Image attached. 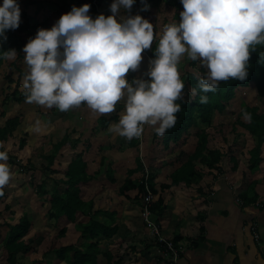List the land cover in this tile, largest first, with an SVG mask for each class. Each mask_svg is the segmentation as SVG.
<instances>
[{"label":"clouds","instance_id":"obj_1","mask_svg":"<svg viewBox=\"0 0 264 264\" xmlns=\"http://www.w3.org/2000/svg\"><path fill=\"white\" fill-rule=\"evenodd\" d=\"M135 2L112 0L111 14L95 18L89 14L90 4L73 5L50 28H39L23 45L27 67L21 88L26 101L60 111L86 104L97 114L123 103L109 131L130 140L141 137L147 124L163 135L181 108L182 58L199 60L206 69L198 87L207 93L220 81L245 80L253 46L264 45V0H180L178 22L163 25L158 34L139 13L118 16ZM20 13L18 0L0 2V38L19 26ZM157 35L155 55L144 74L148 78L134 76L130 81L126 74L140 68L143 51ZM16 56L15 48L3 51L6 59ZM200 102L207 103L208 96L202 95ZM244 118L251 119L246 110ZM8 158L0 141V195L13 175Z\"/></svg>","mask_w":264,"mask_h":264},{"label":"trees","instance_id":"obj_2","mask_svg":"<svg viewBox=\"0 0 264 264\" xmlns=\"http://www.w3.org/2000/svg\"><path fill=\"white\" fill-rule=\"evenodd\" d=\"M105 1L106 0H96V2L93 3V0H74L78 6L84 3L90 4L89 14L93 18L100 13H104L105 15L107 12L111 13L106 10L108 6H105ZM154 1L156 0H136L133 5L136 6L137 13L144 18H147L150 16L149 12L151 4ZM159 1L163 3L165 7L173 10V17H175L174 21L178 22L180 18L179 13L183 8L180 0ZM61 2L64 4L63 0H61ZM145 4L148 5L147 8L144 7ZM41 10L43 9L39 8V11ZM63 11L64 10H62V12ZM20 21L22 22V26H18L15 31L13 29L6 30L7 38H0V62L5 59L3 57V51L10 48H15L17 54L21 51L23 44L21 37L22 33L28 31L30 28L34 30L38 29L41 26L40 24L43 23V21L34 22L30 25V22L32 21L31 17L25 14V11L20 13ZM157 43L158 38L153 41L152 47L149 48V60L155 55L154 50ZM18 60L19 58L16 56L15 60L10 62L9 65L13 68V71L6 74L3 73L1 80L12 82V75L15 72L24 75L23 72L17 69ZM198 64H200L199 60L190 59L185 66H189L191 69L187 72L182 70L183 73L181 74V79L184 81L185 86L181 98L177 101V103L181 105V108L176 113L177 119L174 126L169 128L163 135H157L153 130L151 136V140L157 141L165 149L168 148L170 144L177 145L183 135L193 127L197 129L195 132L196 143L193 151L186 155V159L183 163L179 166H174V169H172V172L170 173L169 184H161L159 189L155 188L154 179L151 175H148L146 180L144 174H142L141 178H130L138 171V169L139 173H144V167L139 157L135 158L136 168L127 171L128 178H126L118 187V194L120 196L124 197L126 200L132 201L138 206L148 193L154 195V200L149 207L153 219L155 216L158 217L162 214V211L164 210V198L162 197V193L167 192L172 186H198L204 176V173L202 172L204 169L216 172L222 171V152L219 148L208 147L209 133L205 129H200V125L203 124L209 126L212 122L213 113L215 111L218 112V114H225L229 101L232 100L235 95V88L248 87L250 83H252L254 94L259 99V103L258 105L240 104L238 114L236 115V121L231 124L230 129L232 134H236L234 136L237 138L241 136L237 134V132L240 131H237V129L240 128L252 139V145L250 147L241 144V147L239 148V151H245L248 156L246 160V169L250 171V173L257 171L260 163L264 160V108L262 107L263 105H260V102L264 100V45L253 46L248 61V76L245 80L229 79L226 81H220L219 86L215 91L205 93L199 89L198 81L206 71L203 66L195 68ZM6 86H9V84L6 85V83H4L0 86V95H3L4 97L1 105L6 104V102L11 99L16 104L26 101L23 90L18 89V82H16V88L11 91L10 96H7L8 94L4 92L7 88ZM190 89L192 91L193 89H196L195 93L190 92ZM202 95L208 96L207 103L200 102V97ZM245 110L251 114L250 120L244 118ZM116 113L117 112L112 113L109 118L101 117L98 121L100 130L108 128L112 121L116 122L119 120ZM0 118H5V113L2 110L0 111ZM20 123L21 117L19 115L7 119L2 125L0 124V141H2L3 144L8 143L9 147L10 144L13 143L12 145L16 148L13 152H10V148L7 149L9 157L7 161L8 164L14 163V159L20 155L19 153L21 149L25 146L23 136L19 137V140L13 136L14 132L18 130ZM25 135L27 134L25 133ZM64 136L62 137L63 139L61 138L54 144L53 154L43 155V158L48 161L47 166L53 163L55 153H58L62 146L68 142V137ZM137 141L138 138H133L132 141L128 142L127 146L131 147ZM229 154L232 162L229 171L234 173L240 163L238 160L239 158L233 153L229 152ZM146 160L149 161L148 158H146ZM198 164L200 166H198ZM99 167L100 168L96 172L88 174L86 171V163L82 160L81 154H78L71 160V162H69L62 173L60 180L53 182L54 185L50 189H47L46 181H42L36 186L38 194L41 193L44 197L49 195L47 200L49 205L47 217L56 221L64 218V221L66 222L75 223V229L80 238V240L74 244L60 246L59 248L43 252V257L55 256L59 262L64 264H98V256L101 253L100 242L102 240L110 239L117 231V218L114 211L109 209H98L93 211V202H86L81 198L82 187L87 185L90 181L108 180L111 183L114 182L112 170L109 169L104 157L101 158ZM254 189L255 184L251 182L248 189L240 196L242 205L248 206L256 201L257 194ZM250 192H253V194H249ZM132 193L134 195H131ZM6 195L7 193L4 186L3 195H0V201L4 198L3 201L5 206L3 210L10 211L12 215L14 213L12 210L13 207H10L9 203L6 202ZM1 213L0 210V216ZM79 214H81L85 220L81 219L78 221L77 218ZM16 218H18L17 221L13 219L16 222L15 224H7L8 231L2 238L1 247L3 251H5V264H19L18 255L21 252H25L27 247L30 246L31 243H34L31 238L23 240L31 228V221L26 217V213L22 212L20 217ZM0 226H2V224H0ZM65 232L66 229L63 228L60 230L59 235L62 236ZM180 239L181 237L178 235L172 240L177 242L180 241ZM154 245H156V242H153L152 240V246ZM116 247L119 251V256L122 258L124 257L127 248H132L131 246L128 247L125 245L121 247L119 243L116 244ZM111 253L113 254L109 245L108 251L104 252L102 255L106 258V260H104L105 264H109L110 262L121 264L123 262L122 258H119V256H116L118 257L116 258ZM32 264H42V260L36 259Z\"/></svg>","mask_w":264,"mask_h":264},{"label":"rangeland","instance_id":"obj_3","mask_svg":"<svg viewBox=\"0 0 264 264\" xmlns=\"http://www.w3.org/2000/svg\"><path fill=\"white\" fill-rule=\"evenodd\" d=\"M63 1L64 4H62L61 0H48L47 1L48 5L46 6V4L43 3V6L45 7H43L42 8L43 10H41L40 12L38 11L39 8L41 7H38V5L37 7L35 6V8H33L32 6H30V8L28 9L26 8L25 14L30 13L31 15L33 9L34 10L36 9L37 11L31 17L32 21L30 22V25L33 24L34 22L43 21V23L40 24L41 27L50 28L62 13L70 11L71 7L73 5H76L74 0H63ZM105 2L107 3L110 12L109 5L111 4L112 0H106ZM62 10L64 11L62 12ZM136 13H137V8L135 5H132L131 9L122 8L118 13V16H129V15H135ZM109 14L111 13L108 12L106 13V15ZM149 15L150 16H148L146 19H148L151 23H153L154 31L157 34L160 32L163 25L174 22L175 20V17H173L174 15L173 10L169 9L168 7H165V5L161 3L159 0L154 1L151 4ZM19 24H21L19 26H22L21 21ZM13 30L15 31L16 28ZM36 32L37 31L30 28V30L22 33L21 35L23 44L21 51L17 54L19 58L17 69L23 73H25L27 67L23 57L24 55L23 45L29 40V38L34 37ZM148 51L149 49H145L142 53L144 59L141 61L140 68L137 69L135 72L129 71L127 73L128 76H133V77L144 76L149 64ZM15 58L14 59L5 58L2 62H0V81L2 79L3 73H10L13 71V68L9 64L11 61L15 60ZM189 60L190 59L187 57L182 58L179 64V71L181 74L183 73V71L187 72L191 69L189 66H185L187 64V61ZM201 66H202L201 64H198L196 65L195 68H199ZM144 78L146 77L144 76ZM12 79H13L12 82L6 83L7 85L11 84L7 86V88L5 89V92L8 94L7 96H10L11 91L14 88H16V82H18V89H22L21 83H22L23 75H20L19 72H15L12 75ZM190 92L193 91L190 89ZM258 100L259 99L254 94L252 83H250L248 87H238V88L236 87L235 95L232 98V100L229 101V104L226 107V113L218 114V112L215 111L213 113L214 115L212 117V122L210 123L209 126L203 124L200 125V129L203 130L205 129L209 133L208 147L216 148V149L219 148L222 152L221 173L213 170L210 171L208 169H204L202 171L204 173V176L200 182V185L203 182L205 183V186H203L202 188H203V192L207 193L206 197L212 198L215 196V194L213 195L211 194V192L213 193L217 192L215 186L219 185V180L222 179L223 177H224L223 179L231 183L232 191L234 192L233 194H235V199L237 200L238 198L236 197V194L239 195L240 193L243 192V191L241 192L240 189H243L244 191L248 189L249 184L246 185V182H243L241 180L240 181L242 183L240 185H237V180L240 177V174L246 168V160L248 158L245 151H239V148L241 147V144L245 145L246 147H250L252 145V139L248 134H246L240 128L237 129V131L240 130L238 131L239 133L237 132V134L241 136H239L238 138L235 137L234 135L236 134L231 133L230 127L231 124H233L236 121V115L238 114L240 104L245 103L246 105L247 104L258 105L259 103ZM9 103L10 106L7 107V109H11L13 106H15L12 113L13 116L22 112L20 105L19 107L16 106L15 102L12 99L9 101ZM5 105L6 104H3L2 107H0V111L5 107ZM260 105L261 106L263 105L262 107L264 108V100L260 102ZM79 107L81 108L82 106L80 105L78 107L70 109L69 112L71 114L69 115L80 114V112L82 111L81 109L80 111L78 110ZM123 109L124 107L122 108V111ZM115 110H117V107ZM115 110L110 113H107L106 117L114 113ZM25 112L30 113L29 108ZM94 114L97 113L93 112L91 109L89 111L84 110V115L91 117L89 121L84 122V124L86 125L85 136L76 138L75 135H72L73 138H71L70 136L68 137L69 140H73L75 142H78V140H80L79 141L80 143L78 145L77 143H75V147H77V149L80 150L84 149L86 151L93 152L92 156L87 157L88 163H90L91 160H93L92 162L97 161L95 163H98L100 162L101 158L104 157L106 164L109 166V169L112 170L114 182L111 183L108 180L101 182L93 181L92 184H90L89 182L88 185L90 184L89 186L91 192L90 195L96 196L95 203L99 205L100 203L106 204L108 202H111L110 205H114V202H117L115 204L118 205V209L120 210L121 214L124 216L120 220V224H124V225L141 224L146 228L140 216V211L142 206L141 203L138 207L132 201L125 200L124 198L118 196L117 194L118 187L122 183L123 179L126 178V175H128L126 173V170L135 168L136 165L134 159L136 157H139L142 164H145V166H148L149 164L150 168L149 169L147 168L149 175H151L152 178L154 179L155 188L159 189L161 184L169 183L168 174L170 171H172V169H174V166H179L181 163H183L186 159V155L190 154L193 151V148L196 143L195 132L197 129L193 127L190 128L188 132L183 135L182 139L178 142L177 145L170 144L168 148L164 149L160 143L151 140V136L153 134L152 133L153 126L146 124L144 126V131L142 136L138 138V141L135 142V144L129 147L127 146L128 142L132 141L133 138L130 140L126 139L123 136H120L114 132L109 131V129L105 133H99L100 135H92L91 133L92 131H90L89 128L91 126L93 119H95L96 117ZM117 117L119 119L118 115ZM3 123H4V118L3 119L0 118V124L2 125ZM26 128H29V124L27 125ZM22 136H24L23 138L25 140V146L21 149L20 155L14 159V163H9L13 175L10 179V182L7 185H5V190L7 193L5 199H7L6 202L9 203L10 207H13L12 210L14 213L11 215L10 211L3 210L5 206L4 205L5 203L3 201L4 198L1 199L0 201V210L2 212L0 216V224H2V226H0V264H5V251H3L2 249L1 243H2V238L5 236L6 232L8 231L7 224L9 225L13 223L15 224L16 222L14 220L17 221L18 218L16 217H20V214H22V212L26 213V217H28V219L31 221L30 222L31 228L29 229L27 236H25L23 240L31 238L33 239L34 243H31L30 246L27 247L25 252H21L18 255L19 264H32L33 262H35L36 259L39 260V258L44 259L42 260V264H58L59 261L53 260V258L50 259L51 256L43 257L42 254L47 250H51L52 248L59 247L61 244L69 242L67 240L68 238H64L63 237L64 235L61 236L59 235L58 232H56L60 228V226L64 223L63 221L64 218L58 220L57 222L47 217L48 196H46L47 197L46 198L41 193L38 194L36 191V186L39 184V179H38L39 176L41 178H44V181H46L48 188H51L54 185L53 182L59 181L62 176V172L55 171L59 169V167H57L56 164L52 169L50 166L46 165L45 167L44 165H42L43 162L45 164L48 163V161L43 158V155H48L51 153L53 154L54 151L53 142L61 139V132L57 131L56 133H54L53 136L51 135L49 137H44L39 135V141L40 138H42V142L40 141L41 143L40 147L39 145L38 147L36 146L34 139L29 138L28 141V135L23 134ZM19 139L20 138H17V140ZM35 139L37 141L38 138ZM81 142H83V144ZM86 143L88 145H86ZM12 144L13 143L10 144V147L8 146V143L7 144L4 143L3 145L4 148L6 149L10 148V152H13L14 150H16V148ZM66 145L67 144H65V148L67 147ZM28 149H30L29 152L32 153L31 157L29 156V152L27 151ZM229 152L237 155L239 158L238 160L240 162V167L238 168V170H236L237 172L234 174H232V172L229 173L228 171V168H231L232 166ZM54 156H55L54 157L55 162H58L60 160L59 158H62L60 160V164H63L62 166H64L65 163H67L70 159V153L60 154V151L59 153L56 152ZM146 158H148L149 161H147ZM41 165L46 169H43ZM198 166L200 165L198 164ZM59 170L64 172L63 169H59ZM88 171L91 172V170ZM92 171H93V167H92ZM223 174H226V176H221ZM140 175L142 174L139 173L135 175V177H139ZM88 185H85V187ZM194 186L195 185L191 186L190 188L186 187L185 185H180L178 187L172 186L169 189V191H167L166 193L165 192L162 193V195L164 196V199L166 196H168L171 201L175 200L177 207H178V199L179 200L181 199L182 208H187L191 210L196 209L197 206L199 208H203L204 207L203 200L206 199V197H202V200L200 198H197L196 197L197 192L195 191V189L197 188H195ZM183 191L185 192L184 194L181 193ZM249 194H251V192ZM185 200H187L189 203H186ZM131 210L136 211L135 212L136 216L124 215L123 212H125L126 215H128L131 212ZM67 224L68 226H71L70 223ZM124 233L125 232H122L120 236H123ZM56 234L58 235L56 236ZM76 234L78 235L77 231ZM58 240L60 242L59 244L57 242ZM124 260H127V257L126 259L124 257ZM102 263H104V261H102ZM60 264H64V263H60Z\"/></svg>","mask_w":264,"mask_h":264},{"label":"crops","instance_id":"obj_4","mask_svg":"<svg viewBox=\"0 0 264 264\" xmlns=\"http://www.w3.org/2000/svg\"><path fill=\"white\" fill-rule=\"evenodd\" d=\"M47 1L48 0H18V3L20 5L21 12L22 11L26 12V8L28 9L30 8V6L35 8V6L37 7L38 5V7L43 8L45 7L43 6V3H45L47 6L48 5ZM0 2H2V0ZM105 6H108L106 2H105ZM106 10L109 11L108 8ZM36 12H37L36 9L35 10L33 9L32 14L30 15V13H28L27 15L32 17ZM39 28H41V26ZM38 29H35V31H37ZM132 78L133 76L127 75V79H129L130 81ZM4 83H7V81L1 80L0 86L3 85ZM0 97H1L0 99V105H1L2 99L4 97L3 95H0ZM15 105L18 107L20 105L22 112L13 116L12 113L15 106H13L11 109H7V107L10 106V103L8 101L6 102L5 107L1 109L5 113L4 121H6L9 118L20 115L21 123L18 127V130L14 132L13 136L15 138H19L26 133L28 135V141L29 138L34 139L37 147L38 145L40 147L41 146L40 141L42 142V138H40L39 141V135L44 137H49L51 135L53 136L54 133H56L57 131H60L61 138L64 135H66L67 137L70 136L71 138H73L72 135H75L76 138L85 136L86 125L84 124V122L89 121L91 119V117L84 115V110L87 111L90 110L86 104H81L82 107L78 108L79 111L80 109L82 111L80 112V114H73V115H69L71 114L69 110L60 111L55 107L47 108L36 103H29L27 101L22 102L20 104L15 103ZM116 107L118 108L117 110H115V112H117L116 114L119 116L120 111H122L124 105L123 103H117ZM28 108L30 110V113L25 112ZM106 114H94L96 117L95 119L92 118L93 121L89 128L90 131H92L91 132L92 135H100L99 133H105L106 131H108L110 125L105 130L104 129L100 130V125H98V121L101 119V117H106ZM106 118H109V116ZM28 124H29V128H26ZM35 138H38L37 141ZM59 140H56L53 143L55 144ZM79 141L80 140H78V142H75L73 140H69L68 138V142L65 143L67 144L66 145L67 147L65 148V145H63L62 148L59 150L60 154L70 153L71 160L75 158L76 155L81 154L82 160L86 163V171L91 170V172L88 171L87 173L92 174L100 168L99 162L98 163H95L97 161L92 162L93 160H91L90 163L87 162L88 161L87 157L92 156L93 152L92 151L89 152L84 149L82 150L77 149V147H75V143H77L78 145L80 143ZM81 143L83 144V142ZM86 145L88 144L86 143ZM29 150L30 149H28L27 151L29 152ZM31 155L32 153L29 152L30 157ZM59 159L61 160L62 158ZM70 159L67 163H65L64 166H62L63 164H60V160L58 162L53 161V163L50 164L49 166L52 169L56 164V166L59 167V169L65 170L69 162H71ZM42 165L46 167L47 163L45 164L43 162ZM92 167H93V171H92ZM143 167L144 170L150 168L149 164L148 166H145V164H143ZM239 167H240V163L238 164L237 170ZM42 168L44 167L42 166ZM135 168L128 170H134ZM59 169L55 171L56 172L60 171L63 173V171ZM128 170H126V173ZM229 170L230 168H228V171ZM171 172L172 171H170L168 174L169 182H170ZM221 172L222 171H220V173ZM230 172L231 171H229V173ZM236 172L237 171H235L234 173ZM137 174H139V169L130 178L132 179L141 178L142 175H140L139 177H135V175ZM221 176H226V174H223ZM126 178H128L127 175ZM126 178H124L123 181ZM223 178L219 180V185L215 186L217 192L216 191H215L216 193L211 192V194L213 195L215 194V196L212 198L206 197L207 193L203 192L202 187L205 186L204 182L201 185L199 184L198 186H194L195 188H197L195 189V191L197 192L196 195L197 198H200L202 200V197H206V199L203 200L204 202L203 208H199L198 206L196 207V209H192V210L187 208H182L181 199L180 200L178 199V207H177L175 200L171 201L168 196L165 197L164 210L162 211V214H160L158 217L155 216L154 222L161 228L162 230L161 234L165 238L172 240L178 235L181 237L180 241L174 242L172 240L174 242V246L182 250L175 264H264V160L260 163L259 169L253 173H250V171H248L245 168V170L242 171L240 177L237 180V185H240L242 183L241 181L246 182V185L250 184L251 182L255 184L254 190L255 193L257 194V199L253 204L244 206L239 201H237L235 199V194H233L234 192L232 191L231 183L227 182ZM38 179H39V183L44 181V178H41L40 176ZM92 182L93 181H90V184H92ZM90 184L89 185L87 184L88 186L86 187L85 185L82 187L81 198L86 202H90V201L93 202V209H92L93 211L98 209H102V210L109 209L116 213V218H117L116 233L113 234L110 239L102 240L100 242L101 253L98 256V264H103L102 261L106 260V258L102 255L104 252L108 251L109 245L111 247V251L113 252V254L112 253L111 254L115 257L119 256V251L117 250L116 247V244L118 243L121 247L123 245L132 247L131 249L127 248V250L124 253V257L125 259L127 257V260H124V257L122 258L119 256V258H122L123 260L121 264H174L170 261L169 256L163 255L162 248L158 244L152 246L151 237L148 234V230L143 225L120 224V220L124 216L121 214L120 210L118 209V205L115 204L117 202H114V205H110L111 202H108L106 204L100 203V205L95 203L96 196L90 195L91 194L89 189ZM176 187H178V185ZM240 191L245 192L243 189H240ZM181 193L184 194L185 192L183 191ZM242 193H240L239 195L236 194V196L240 198ZM117 194H118V189H117ZM251 194H253V192H251ZM131 195H133V193ZM118 196L120 195L118 194ZM162 197L164 198L163 195ZM185 201L186 203H189L187 200ZM115 205L117 206V208ZM47 207L49 208V205ZM135 212H136L135 210H131V212L128 215H126L125 212L123 213L125 216H132V215L136 216ZM81 219H83V216L79 214L77 220L79 221ZM64 223L60 226L59 229L60 230L63 228L66 229V232L63 237L68 238L67 240L69 242L61 244L60 246L74 244L78 240H80L79 234L78 235L76 234L75 223L66 222V221H64ZM67 223H70L71 226H68ZM59 229L56 232L59 233L60 232ZM122 232L125 233L123 236H120ZM255 234H257L259 238L257 242L254 239ZM57 235L58 234H56V236ZM57 242L58 244L60 243L59 240ZM56 248H52V249H56ZM51 258H53V260L58 261V259L55 256L50 257V259ZM60 263L61 262H59L58 264ZM109 264H115V263L110 262Z\"/></svg>","mask_w":264,"mask_h":264},{"label":"built area","instance_id":"obj_5","mask_svg":"<svg viewBox=\"0 0 264 264\" xmlns=\"http://www.w3.org/2000/svg\"><path fill=\"white\" fill-rule=\"evenodd\" d=\"M96 0H93V3H95ZM149 175V172L147 169L144 170V178L147 179ZM154 200V196L148 193L141 202V211L140 216L148 230V234L151 237L152 240L158 244L163 251V255H167L170 258V261L172 263H176L177 259L179 257V254L181 253V249L176 248L174 246V242L171 239L165 238L161 233V228L154 222V219L152 218L151 212H150V205ZM237 200V199H236ZM238 201V200H237ZM254 239L257 242L258 241V235H254Z\"/></svg>","mask_w":264,"mask_h":264}]
</instances>
